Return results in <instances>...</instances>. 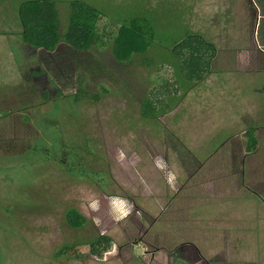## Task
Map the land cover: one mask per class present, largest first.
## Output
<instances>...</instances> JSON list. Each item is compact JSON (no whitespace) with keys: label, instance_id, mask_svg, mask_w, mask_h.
<instances>
[{"label":"rangeland","instance_id":"obj_1","mask_svg":"<svg viewBox=\"0 0 264 264\" xmlns=\"http://www.w3.org/2000/svg\"><path fill=\"white\" fill-rule=\"evenodd\" d=\"M19 1L0 0V264H264V125L251 118L257 95L235 84L226 89L209 73L184 82L171 48L198 32L193 0H79L102 13V61L66 44L70 59L55 72L69 67L72 84L60 99L51 74L50 83L41 77L46 86L30 82L40 61L52 59L20 41ZM52 1L67 32L73 0ZM203 13L196 28L208 40L217 30ZM143 14L156 27L155 42L129 63L117 62L111 47L119 24ZM226 63L228 84L234 66ZM78 78L99 100L73 102ZM165 81L179 89L160 95L171 109L162 105L158 118L145 117L149 88ZM251 126L259 140L254 152L244 134ZM61 143L78 147L74 166L82 162L90 178L66 172L64 150L47 157ZM70 207L87 217L84 225L68 223ZM100 234L111 238L101 255L87 248L56 255Z\"/></svg>","mask_w":264,"mask_h":264},{"label":"trees","instance_id":"obj_2","mask_svg":"<svg viewBox=\"0 0 264 264\" xmlns=\"http://www.w3.org/2000/svg\"><path fill=\"white\" fill-rule=\"evenodd\" d=\"M69 5L70 11L66 26L67 32L64 33H62L61 30L62 22H60V19L58 18V11L54 1L21 0L15 5L17 11L16 19H18V24L21 25L20 41L23 44L33 46L39 50L43 48L47 50L51 56L52 62L44 65L42 61H40L43 65V71H36L34 74L45 73V75L48 74L47 76L51 74L50 77L53 79L56 88L58 89L57 99H60L61 96H63L66 87L71 86L72 84L69 78L70 68L67 65L68 70L63 75L55 72V68L60 67L61 65L65 66V61H69L68 59H70L69 56H67L68 53H62L66 48V44L67 47L75 52L83 54L82 56H84L86 52H90V54H92V60H90V62L98 61L101 63L100 61L102 60L99 58L101 56L98 55L103 54L99 47H101V43H104V40H102V37L97 30L98 21L102 17V13L79 0H73ZM155 37V25L143 14V16L133 17L119 24L118 33L113 38L111 50L117 62L129 63L133 59L134 54L145 53L149 46L155 42ZM62 41L64 42V45H60ZM216 51V47L199 34H188L184 40L177 42V44L171 48V52H173L176 57V60L173 58V62L176 65L177 71H180V74H182L184 82H191L193 80L200 82L204 80L206 74L210 71L211 59L215 56ZM43 52L46 55L48 54L46 51ZM95 62L91 63V66L96 70L97 65ZM92 67L91 70H93ZM130 74L132 75L131 72ZM77 81L78 86L75 85L77 86V89L75 88L73 90V86L71 87L73 102L82 104L89 100H99L100 95L91 93L83 87L82 78H78ZM163 86L164 87L160 89H156L155 87L149 88L148 94L141 104L142 114L145 117L153 119L158 118V110L162 105L171 109V106L165 102V97H161L160 95L162 93L170 95L172 91L177 93L179 92V89L176 83L171 84L169 81H165ZM1 95L2 93H0V97ZM45 96L48 97L49 94L46 92ZM57 99L54 101H57ZM63 100L64 98H62V101ZM51 103H53V101H51ZM25 109L26 108H20V110ZM55 127L57 126L55 125ZM244 134L247 139L246 150L248 152L256 151L259 146L257 128L251 126L245 130ZM42 147L33 148V150L39 149L41 152L42 149L47 148L43 145ZM47 150L50 151L51 149L48 148ZM47 150L44 152L46 153ZM63 150L68 153V156L76 158L77 160L76 155L78 147L71 146L70 144H62V147L58 151L54 152L51 150L50 152H47V157H53L54 159L59 158L58 154ZM60 159L62 158L60 157ZM62 160L65 162L64 159ZM72 162L74 164L73 160ZM64 165H67L66 162ZM64 168L67 173L77 172L80 177L92 176L91 173H84L83 171L75 170L70 164ZM66 218L68 223L73 227L82 226L87 222V217L77 207H70L66 212ZM110 246L111 238L107 234H100L88 243L78 242L75 244H65L56 251V255H78L86 248L88 251L92 252V254L101 255L104 251L110 248Z\"/></svg>","mask_w":264,"mask_h":264},{"label":"crops","instance_id":"obj_3","mask_svg":"<svg viewBox=\"0 0 264 264\" xmlns=\"http://www.w3.org/2000/svg\"><path fill=\"white\" fill-rule=\"evenodd\" d=\"M206 1L202 3L193 0L195 9L193 29L198 31L196 34L201 35V30L197 29L200 27L197 25L201 22L198 19V12L202 11L203 14L207 12L208 15L205 22H209L217 30L215 34L211 33L208 39L217 50L215 56L211 59V67L208 73L213 77V80L217 78L216 82L223 81L226 89L235 84L240 87L242 92L257 95L256 115L251 118L255 120L254 123L264 125V0H223V3H219L221 5L215 0ZM63 43L62 41L60 45ZM221 46L223 48H219ZM35 54L38 56L40 50L35 49ZM221 60L225 62L224 66ZM236 61L239 62L238 65H235ZM226 62L230 66H234L233 70L230 71L233 79L230 77L231 83L228 84L224 80L228 76V73L224 71L228 70ZM40 66L39 70L36 71H43L41 63ZM43 75L49 80V77L45 74H34L31 76L35 80H30V82L35 81L39 86H46L45 81L41 80ZM2 83H4V80L0 85ZM6 83H8L7 80ZM18 86L20 87V84ZM53 91L55 95L58 94L56 87H53ZM46 92L47 90L44 91V95ZM0 101L5 103V97L1 95Z\"/></svg>","mask_w":264,"mask_h":264},{"label":"flooded vegetation","instance_id":"obj_4","mask_svg":"<svg viewBox=\"0 0 264 264\" xmlns=\"http://www.w3.org/2000/svg\"><path fill=\"white\" fill-rule=\"evenodd\" d=\"M49 81V80H48ZM49 83H50V81H49ZM72 160L74 161V158H72V157H70V159L68 160V164H70V166H72V167H74L75 168V170H80V171H83L84 173H91V172H87V171H84L83 170V168L81 167V166H74V164H73V162H72ZM94 173H91V175H93ZM75 175L76 176H80V175H78L77 174V172H75ZM82 177H84V176H82ZM87 177H89L90 178V176H86L85 178H87Z\"/></svg>","mask_w":264,"mask_h":264}]
</instances>
